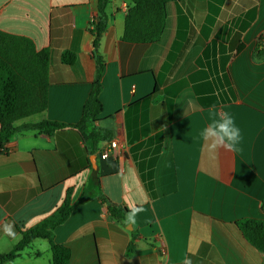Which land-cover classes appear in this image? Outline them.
<instances>
[{
    "label": "crops",
    "instance_id": "crops-1",
    "mask_svg": "<svg viewBox=\"0 0 264 264\" xmlns=\"http://www.w3.org/2000/svg\"><path fill=\"white\" fill-rule=\"evenodd\" d=\"M98 4L0 0V30L52 52L48 108L16 126H65L21 130L0 152V256L71 190L74 208L52 236L70 250L66 264H264L237 224L264 221V0L170 1L150 44L122 40L130 3L108 0L93 140L74 126L97 76ZM66 51L76 55L71 66ZM213 106L241 130L235 151L211 154L197 139ZM114 140L116 156L102 159ZM110 203L127 210L123 218ZM26 248L4 264H51L48 239Z\"/></svg>",
    "mask_w": 264,
    "mask_h": 264
},
{
    "label": "trees",
    "instance_id": "trees-1",
    "mask_svg": "<svg viewBox=\"0 0 264 264\" xmlns=\"http://www.w3.org/2000/svg\"><path fill=\"white\" fill-rule=\"evenodd\" d=\"M128 8L122 40L135 44H150L160 40L166 24L167 4L173 0H127ZM108 0H99L98 15L92 23L95 35L93 42L94 57L97 64V76L94 88L88 98L81 121L74 126L84 139L97 140L100 134L91 128V124L102 111L99 93L100 78L104 62L99 53V43L107 25L105 12ZM257 54L264 56L263 38L258 40ZM52 52L50 49L38 51L29 38L9 34L0 30V152L5 144L19 131L38 129L51 134L62 129L63 124L43 120L36 124L16 126V122L25 118L39 116L48 108L49 69ZM62 62L71 66L76 62V55L66 51ZM69 190L65 200L57 210L30 228L21 230V239L14 249L0 256V264L17 258L21 252L37 238L48 239L52 250L51 264H66L70 259V250L56 244L54 230L70 216L74 205ZM111 214L123 218L126 209L115 204L109 205ZM264 211V203L262 204ZM246 239L258 250L264 252V221L245 218L237 222Z\"/></svg>",
    "mask_w": 264,
    "mask_h": 264
},
{
    "label": "clouds",
    "instance_id": "clouds-1",
    "mask_svg": "<svg viewBox=\"0 0 264 264\" xmlns=\"http://www.w3.org/2000/svg\"><path fill=\"white\" fill-rule=\"evenodd\" d=\"M209 111L212 118L208 125L199 132L198 141L202 142L203 148L211 154L218 153L221 148L235 151L242 136L232 115L227 111L217 113L215 106ZM132 219L133 216L129 215L128 220ZM185 264H190V261H185Z\"/></svg>",
    "mask_w": 264,
    "mask_h": 264
},
{
    "label": "built area",
    "instance_id": "built-area-1",
    "mask_svg": "<svg viewBox=\"0 0 264 264\" xmlns=\"http://www.w3.org/2000/svg\"><path fill=\"white\" fill-rule=\"evenodd\" d=\"M119 146V143L117 140L111 141L109 146L106 147L102 152H101V158L102 159H108L111 156H116L117 148Z\"/></svg>",
    "mask_w": 264,
    "mask_h": 264
},
{
    "label": "rangeland",
    "instance_id": "rangeland-1",
    "mask_svg": "<svg viewBox=\"0 0 264 264\" xmlns=\"http://www.w3.org/2000/svg\"><path fill=\"white\" fill-rule=\"evenodd\" d=\"M30 118H32V117H30ZM26 250H28V248H26L25 251H26Z\"/></svg>",
    "mask_w": 264,
    "mask_h": 264
}]
</instances>
